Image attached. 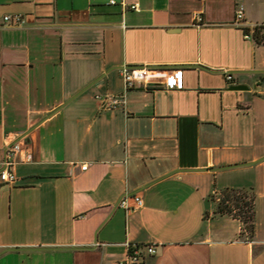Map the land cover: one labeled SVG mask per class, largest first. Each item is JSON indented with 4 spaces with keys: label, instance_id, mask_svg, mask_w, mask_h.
<instances>
[{
    "label": "crops",
    "instance_id": "obj_1",
    "mask_svg": "<svg viewBox=\"0 0 264 264\" xmlns=\"http://www.w3.org/2000/svg\"><path fill=\"white\" fill-rule=\"evenodd\" d=\"M110 1L0 0V148L33 152L0 178V264H264V0ZM227 188L254 190L253 237Z\"/></svg>",
    "mask_w": 264,
    "mask_h": 264
},
{
    "label": "built area",
    "instance_id": "obj_2",
    "mask_svg": "<svg viewBox=\"0 0 264 264\" xmlns=\"http://www.w3.org/2000/svg\"><path fill=\"white\" fill-rule=\"evenodd\" d=\"M111 4H116V0H111ZM122 6L127 9L125 1L121 2ZM133 10H139V5H133L130 7ZM5 24L8 26H19L24 23V17L22 15H6L4 17ZM245 21V9L239 6L236 11V25H242ZM258 30L264 32V24H252L250 28L245 31V38L249 40H255V35ZM123 80L125 82L126 90H129L141 83L148 82L151 75L147 69H128L122 70ZM167 87L169 89H181L183 87V73L181 70L175 71L167 78ZM110 106L115 107L121 103L116 97H111L109 100ZM33 152L28 147L27 143L23 141H17L11 145H7L4 148H0V178L2 181L14 184L17 182V175L15 173V167L21 163L32 162ZM83 169H86L84 167ZM135 202L142 207L144 200L141 197L135 196ZM119 205L126 210L130 209L128 197H124ZM129 252L125 259L121 260L118 264H141L145 254L155 255L157 249L155 246L147 245H129Z\"/></svg>",
    "mask_w": 264,
    "mask_h": 264
},
{
    "label": "trees",
    "instance_id": "obj_3",
    "mask_svg": "<svg viewBox=\"0 0 264 264\" xmlns=\"http://www.w3.org/2000/svg\"><path fill=\"white\" fill-rule=\"evenodd\" d=\"M258 43L264 42V32L258 30L255 35ZM216 213L232 216L243 223V233L253 237L256 228V195L253 189L227 188L215 196Z\"/></svg>",
    "mask_w": 264,
    "mask_h": 264
},
{
    "label": "water",
    "instance_id": "obj_4",
    "mask_svg": "<svg viewBox=\"0 0 264 264\" xmlns=\"http://www.w3.org/2000/svg\"><path fill=\"white\" fill-rule=\"evenodd\" d=\"M248 87L244 86V85H233L231 86V90H246Z\"/></svg>",
    "mask_w": 264,
    "mask_h": 264
}]
</instances>
